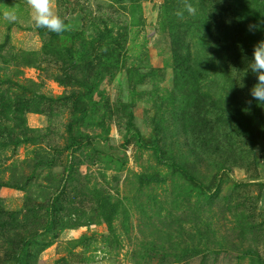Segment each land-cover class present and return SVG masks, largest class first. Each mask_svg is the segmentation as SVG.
<instances>
[{
    "label": "rangeland",
    "instance_id": "obj_1",
    "mask_svg": "<svg viewBox=\"0 0 264 264\" xmlns=\"http://www.w3.org/2000/svg\"><path fill=\"white\" fill-rule=\"evenodd\" d=\"M189 2L0 0V264H264V0Z\"/></svg>",
    "mask_w": 264,
    "mask_h": 264
},
{
    "label": "clouds",
    "instance_id": "obj_2",
    "mask_svg": "<svg viewBox=\"0 0 264 264\" xmlns=\"http://www.w3.org/2000/svg\"><path fill=\"white\" fill-rule=\"evenodd\" d=\"M26 3L33 12L32 19L36 27L44 28L58 35L67 30L64 20L53 12V0H26ZM185 12L189 15L196 13V9L189 0H183V9L177 11L176 15L183 18ZM4 17L11 22L17 19L15 13L12 12H5ZM258 27V25L251 24L249 31H255ZM248 68L255 74L257 83L250 89L251 99L247 103L250 105L252 101H256L259 105H264V40L259 41L254 46Z\"/></svg>",
    "mask_w": 264,
    "mask_h": 264
}]
</instances>
